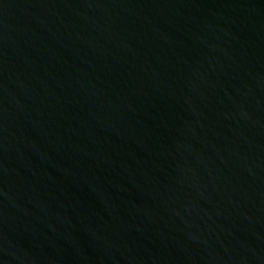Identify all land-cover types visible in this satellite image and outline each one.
<instances>
[{
  "label": "water",
  "instance_id": "1",
  "mask_svg": "<svg viewBox=\"0 0 264 264\" xmlns=\"http://www.w3.org/2000/svg\"><path fill=\"white\" fill-rule=\"evenodd\" d=\"M0 264H264V0H0Z\"/></svg>",
  "mask_w": 264,
  "mask_h": 264
}]
</instances>
